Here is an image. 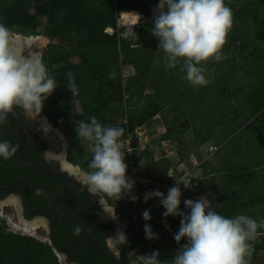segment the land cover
<instances>
[{"label":"rangeland","instance_id":"obj_1","mask_svg":"<svg viewBox=\"0 0 264 264\" xmlns=\"http://www.w3.org/2000/svg\"><path fill=\"white\" fill-rule=\"evenodd\" d=\"M131 3H133L132 0H28L24 2L25 10L32 15H36L38 23L36 31L39 34L34 35H42L44 39L47 37L44 43H33L27 51L32 52L42 60L49 75L54 78L57 87L44 102L42 113L40 115L33 114L32 116L40 120L46 118L53 123L57 129V134H62L63 140H66L68 146L67 161L79 167L85 173L91 171L88 165L92 159V153L87 150V143L79 140L73 132L75 115L83 111L82 98L71 97L60 103L56 101L60 100L63 94L72 93L68 89L69 77L67 74L69 71L76 85V94L93 96L100 87L96 75L103 70V62L106 60L105 53H94L93 47L70 52L69 48L62 47V45L68 43L66 41L68 37L65 33L59 32L60 37L52 38L41 32L50 20L49 14H52V16L57 15V13L60 14L62 7L65 6L68 9L65 17L66 22L79 29L77 34L74 32L76 39L86 37L101 42L103 34L116 33L118 40L121 38L130 43V49L127 50L128 55L119 52L118 55L114 56L112 62L113 66H120L123 94L127 98L132 90L138 89L142 81L148 80V77L143 76L141 70L144 67L143 64L132 62L136 61L137 58V52L134 49L137 46L144 47L146 41L154 38L151 35L152 32L145 29L144 24L146 22L141 21L142 23L138 22V24L132 26L120 23L121 10L118 9V5L129 7ZM225 4L232 10L233 23L240 21L239 19L242 18L246 19L241 24L244 28L243 34L236 35L238 39L237 49L230 51V54L228 50L223 52V55L227 57L222 60L224 64L210 66L211 63H214L212 60L203 63L202 66L207 70L206 78L212 81L210 84L193 87L183 78L185 73L179 72V66L168 69L165 67L164 60L156 67L157 70H162L167 75L166 79L161 78L163 88H165V96L162 98L165 105L160 113L142 125L144 127L143 133H153L152 135H154L153 149H151L153 155L147 153L144 161L147 169L162 171L165 163L170 160L165 153L163 155L162 151L170 154L175 146L178 148H176L177 152L172 154L175 162L178 161V156L180 157L178 154L180 151L186 152L188 150L189 155L186 156V159L188 163L193 164V170L201 165V160L207 153L212 155L211 158L209 155L207 163H210L209 161H212L218 154L222 155L226 162L230 161L233 166L241 164L255 166L264 162V125H260V128H258V123H250L254 117L249 122H245V119L252 115L255 106H259L264 97L261 95L264 90V64L254 61L252 58L255 57L246 58V55L253 50L255 44L258 45V51L264 46V41L257 40L255 32H253L256 22L264 19V0H228ZM46 7L49 9L45 13H41L40 10ZM2 15L3 13L0 11V23H2ZM72 20L74 23L71 22ZM79 23L84 26L75 27ZM234 31L237 30L234 29ZM234 31H231V35H234ZM21 33L26 35V33ZM228 34H230V31ZM244 39L248 41L244 43L245 45L243 44ZM148 49L151 50L150 47ZM51 50L53 51V58L49 60L47 56L51 53ZM27 51L26 55L28 54ZM164 55L165 53L162 56L164 57ZM236 62L242 67L236 66ZM112 76L115 75L112 73ZM237 86L240 89H237ZM153 91L154 86L148 84L145 95L153 93ZM133 99L137 102L144 101V99L139 100L138 93ZM55 106L59 107V114L56 116L58 122H53L49 115V113L58 112L54 109ZM110 112L112 113V110ZM111 113L107 112L106 119L111 116ZM192 118H195V121H192ZM197 129H199V133L204 135L209 133H211L210 136L215 135L213 142H216V140L217 142H223L227 138L229 140L222 145L220 152L213 155L210 143L204 149L202 148L203 150L195 147L196 143L194 141L199 134ZM233 132L235 134L229 138ZM165 133L168 134L170 141L161 139V136ZM144 135H141V138H144ZM140 143L141 149H143L145 140L143 139ZM215 147H212V150ZM189 149H191L190 153ZM158 158L160 160H156ZM258 172L261 175L258 178L260 182L255 181L249 186L250 190L255 193L258 191L256 188L264 185V170ZM198 177L199 188L203 190L206 187L207 180L203 178V174ZM261 182L262 184H260ZM7 196L9 198L15 196L12 197V200L15 201L0 203V231L29 235L39 241L51 243L50 224L43 220V216L37 215L29 218L20 213L18 209L17 199H19V196L14 192L8 193ZM129 202H132L129 198L120 201L114 199L107 201L109 206L116 207L117 219H113V221L116 224L123 225L121 231L124 232L127 240L134 227L137 234L142 233V228L137 225L138 220L141 218L142 207H144L142 198H139L135 203L132 202V204ZM126 206L131 208L128 210ZM123 207H125L124 210L121 209ZM157 210L160 212L165 209L160 204V206H157ZM181 211L184 210L181 209ZM109 215L112 214L109 213ZM181 219L182 217L179 216H171L169 222L164 223L159 228L161 231L158 234V239L140 241L135 248H130L126 240L112 239L109 242L108 237L107 243L118 253L124 264H141L140 255H148L156 250L160 252V255L172 252L171 241L174 239V233L179 231ZM34 220L36 224L40 222V227L32 228L31 225L34 224L32 223ZM151 227L153 231L158 229L155 225H151ZM117 228L116 225V230ZM115 234L113 233L111 237H114ZM55 253L60 264L73 263L69 261L64 253L58 250H55ZM258 258V261L250 264H264V251L258 252Z\"/></svg>","mask_w":264,"mask_h":264},{"label":"clouds","instance_id":"obj_2","mask_svg":"<svg viewBox=\"0 0 264 264\" xmlns=\"http://www.w3.org/2000/svg\"><path fill=\"white\" fill-rule=\"evenodd\" d=\"M152 34L158 40L159 50L165 53L163 60L168 69L177 68L185 73L184 79L193 87L207 86L212 81L206 78L203 63L212 60L220 62L227 57L222 49L227 43L228 33L233 26V13L224 0H159L153 9ZM152 12V13H153ZM21 47L17 35L0 23V125L8 123V116L22 110L25 115H40L44 102L57 88L54 78L49 75L46 65L30 51ZM68 89L73 96L77 89L72 74L68 72ZM78 139L87 142V150L92 153L88 165L91 171L83 174V184L87 191L97 198L100 207L111 219H117L116 207L108 205L109 199L116 201L129 198L137 202L134 194V179L129 176L122 150L121 137L124 129L103 126L96 117L90 123L78 121ZM17 152L11 142L0 141V157L9 160ZM47 156V151L45 152ZM59 160V157H57ZM62 171L78 175L79 169L61 165ZM175 186L167 195L159 190L145 193L144 201L159 198L169 216L182 217L179 231L174 239L180 247L171 258V264H250L254 243L264 236V218L237 215L227 218L211 210L206 197L197 200L185 199L187 212L181 211L182 191L191 188L189 177L175 179ZM37 189V195L40 194ZM143 219H152L151 210L143 212ZM146 238L158 239L150 224H145ZM79 228L75 229L78 234ZM112 239L126 240L124 232H117ZM186 240L187 243H182ZM141 264H168L160 259V252L153 251L140 255Z\"/></svg>","mask_w":264,"mask_h":264},{"label":"trees","instance_id":"obj_3","mask_svg":"<svg viewBox=\"0 0 264 264\" xmlns=\"http://www.w3.org/2000/svg\"><path fill=\"white\" fill-rule=\"evenodd\" d=\"M26 1L28 0H0V11L3 13L1 16V22L12 32H23L26 33V35L39 34L36 31V27L38 26L36 15H32L25 10L24 2ZM227 2L228 0H225V3ZM143 3L146 4V6L144 8L145 15L141 21L146 22L144 24L145 29L151 31L153 27L152 12H150L151 0H144ZM124 8L126 7L118 5L119 10ZM48 9L49 8L46 7L41 9L40 12L45 13ZM127 10H132V7H128ZM67 13L68 9L63 6L60 14L57 13V15L53 16L52 14H49L50 20L41 33L52 38H58L60 37L59 32H63L65 33L66 37H68V40H66L68 43L62 45L63 48H69L70 52H75L93 47L94 53H105L106 60L103 62V70L98 75H96V78L98 77L100 87L95 91L93 96H82L80 94H75L73 96L72 93H66L61 95L60 100L58 99L56 102L60 103L71 97L82 98L83 111L77 113L75 115V119L73 120V132L77 135V137L78 134L76 132V122L83 121L90 123V118L93 116L96 117L98 122L103 126L123 128L124 135L122 138L126 137L128 133H135V129L138 126L145 124L149 119L160 113L165 105V102L162 101V98L165 96V88H163L164 86L162 85L161 78L164 77L166 79L167 75L163 73L162 70L156 69L158 64L163 62L162 55L164 54L163 50L158 49L157 38L154 36L153 39H149L144 43V47L142 48L138 46L135 47L134 51L137 52V58L135 59L136 61L132 62H136V64H143L144 67H142L141 70L143 72V76L145 75L148 77V80L145 79L142 81L138 89L132 90V92L128 94V97L125 98L123 94V81L121 78L120 66H113L112 62L114 56L118 55L119 52H121L123 55H128L127 50L130 49V43L121 38L118 40L116 33L103 34L101 42L95 40L94 38L86 37H79L76 39L74 32L77 34L79 29L72 27L74 25L66 22L67 20H65V17ZM245 19L246 18H242L239 19L240 21L233 23L230 34H228L227 37V43L222 49V53L228 50V53L230 54V51L237 49L238 39L236 35L243 34L244 28L241 26V24L245 22ZM71 22H73V20ZM83 26V24L81 25V23H79V25L75 27L79 28ZM234 29L237 31H234ZM231 31H234V35H231ZM253 32H255V37L257 40L264 41V19L256 22L255 26L253 27ZM245 42L248 41H245L244 39L243 44ZM148 47H150L151 50H149ZM257 48L258 45L255 44L253 50L248 53V55H246V58L250 59V56H252L255 57L252 58L254 61L264 64V46L260 51H258ZM52 52V50L51 53L49 52L50 54H48L47 59L52 60ZM220 62H216V64L214 61V63H211L210 66L224 64L222 63L223 61ZM235 65L242 67V65H239L238 62H236ZM112 73L115 76H112ZM148 84H152L154 86V91L153 93H148L145 95ZM237 89H240V87L237 86ZM105 93L106 95H104ZM136 93H138L139 100L144 99V101H134L133 97L136 95ZM261 95L264 96V90ZM54 109L58 110V112L51 114L49 113V115L53 122H58L56 116L59 114V107L55 106ZM110 110H112V113ZM107 112L111 113V116L108 119L105 117ZM8 118L15 124V118L12 115H9ZM250 120V123H258V128H260V125H264V97L263 100L260 101L259 106H255L252 115L245 119V122H249ZM192 121H195V118H192ZM4 126L5 124L0 125V141L7 140L11 142L12 145L17 146L16 133L13 132L15 128L11 131L9 128H5ZM197 130L199 133V129ZM163 138H168V134H163L161 139ZM208 138V135L199 133L196 137V140L198 142H202L208 140ZM84 142L87 143L86 141ZM186 148L188 149V147ZM187 152L188 150L186 152L180 151L178 153L181 159L186 162V156L189 155ZM147 153L153 155L150 149L147 150L146 154ZM32 157L37 162L47 167H52L45 161L44 158L36 155H33ZM187 164L189 167H193L192 163L187 162ZM170 165L171 163L167 161L162 170L167 171ZM239 167L244 169L245 172L249 173V177L254 176L256 173L254 169H248V167L245 166ZM232 174V179L235 178V180H238L240 178V176L237 174ZM190 179L192 181L191 193L195 194L198 199V196L202 194L203 190H201L199 186L194 185L193 181L196 179L195 175L194 177H190ZM17 180H23L26 182L27 194L24 192L21 185H18L17 188L12 186ZM36 180L41 182L43 185H52L55 183L56 185H53V187H57L59 191L67 190L71 192L74 197V202L70 211H66L63 202L62 205H59L53 204L47 200V197L43 200L39 199V196L36 195L35 187H33L34 181ZM0 186L9 187L7 189H2L0 187V198L7 196L8 193L17 189L23 194L26 207H28V197L29 200H31L32 206L34 208H36L40 203L43 204L44 206L41 208L40 212L49 216L53 223L50 232L51 243L39 241L35 237L29 235L5 233L4 231H0V264H60L55 250L66 254L69 261L76 262L77 264H117L113 258L106 256L102 252L96 250L95 247L88 241L85 234L84 223L88 215L94 210L95 205L93 201L90 200L78 187L62 179H59L58 177L45 174L30 167L26 163L22 162L17 152L9 160H4L2 157H0ZM135 195H137L139 198H142L139 193H135ZM225 199V202L221 201V205L218 203L219 201H214L213 203H210L209 206L211 210L217 212L218 214H221L227 218H234L235 216L231 215L232 213H230V211L231 208L233 209L237 204L229 201L227 196ZM78 201L80 205L77 208L76 203H78ZM129 203L132 204V202ZM143 203L144 207H142L141 218L138 220L137 225L142 228V233L137 234L136 228H132L130 232L131 235L127 240L130 248H135L140 241L149 240L146 238L144 230L145 224L155 225L158 229L154 232L158 235L161 231L159 228H161L164 223L169 222L171 218V216H169L165 219V217L162 215L165 210H161L160 212L157 210V206H160L159 203H154L155 205L148 202L145 203V201ZM126 207L128 210L131 208L128 206ZM124 208L125 207L121 209L124 210ZM146 209L151 210L152 219L150 221H145L143 219L142 214ZM181 209H183L185 212L188 211V209L182 204ZM56 213L58 214L56 215ZM249 217H252L253 219L264 218L262 213L251 215ZM77 228L80 229L78 234L75 232V229ZM115 230L116 226L113 221L109 220L107 222H103L98 217L94 218L90 227L93 239L103 249L109 252L110 250L107 246V238L115 233ZM258 231L264 232V229H258ZM171 243L172 252L166 254L163 253L160 255V259L162 261H167L168 264H171V258L175 255L177 249L180 247L175 239H173ZM182 243H187V241L184 240ZM261 250H264V236L259 237V239L254 243V252L250 263L259 260L258 252ZM120 260L121 263L124 264L122 259Z\"/></svg>","mask_w":264,"mask_h":264},{"label":"crops","instance_id":"obj_4","mask_svg":"<svg viewBox=\"0 0 264 264\" xmlns=\"http://www.w3.org/2000/svg\"><path fill=\"white\" fill-rule=\"evenodd\" d=\"M132 1L133 3H131V6L129 7H132V10L138 11L142 15V17H140L139 20L140 22L145 15L144 8L146 4L143 3L144 0H132ZM158 3L159 2H157V0H151L150 12H153L154 7ZM127 9L128 7L126 6V8L122 10H127ZM209 134H208L209 136L208 140L198 142L195 139L194 143H196L195 147L200 149L202 148L204 149V147L210 143L211 152L214 155V153L216 152L218 153L221 151L222 145L229 139L227 138L223 142H217V140L216 142H213V138L215 137V135L210 136ZM234 134L235 133L233 132L231 136H229V138H231ZM214 146L217 147L216 150H212V147ZM190 150L191 149H189V153ZM209 155L210 158L212 157L210 153L205 154L204 158L203 159L201 158L202 159L201 165L194 170V175L196 176L197 180L199 179L198 176L200 174H203V178H206L207 180L206 187L205 189H203L202 194L203 197H206L208 204L213 203L214 201L215 202L219 201L218 203H220L221 205L222 202L226 201L225 197L227 196L229 201L238 205V206L235 205L233 209L231 208L230 211V213H232L231 215L251 216L262 213L264 217V190H263L264 185H260L259 188H256L258 189L257 193L253 192V190L251 191L249 188V186L253 184L255 181L260 182L258 178H260L259 176L261 175H259L258 171L264 170V162H261L260 164H256L255 166H248L244 164L233 166V164H230V161L226 162L225 161L226 159L222 157V155L218 154L212 161H209L210 163H207L206 161L209 158ZM239 166H245L248 167V169L250 168L254 169L256 173L254 174V176L249 177V173L245 172L244 169H242ZM232 173L237 174L238 176H240V178L238 180H235V178L232 179L233 176ZM260 184H262V182Z\"/></svg>","mask_w":264,"mask_h":264},{"label":"built area","instance_id":"obj_5","mask_svg":"<svg viewBox=\"0 0 264 264\" xmlns=\"http://www.w3.org/2000/svg\"><path fill=\"white\" fill-rule=\"evenodd\" d=\"M154 16V13H152V17ZM144 127L138 126L135 129V133H128L126 137H121V144L122 149L125 151V162L128 165V175L131 176L134 181V193H139L141 197L144 199L145 193L149 191L159 190L161 192H164L165 195H167L168 189L175 186V179L180 180L184 177H194V167H189L187 162L182 160L181 157H179L175 162V159L172 154L176 153V147L171 148L173 149V152L171 151L170 154H166V152L162 151L163 155L165 153L167 158H170L172 161H168L171 163L170 167L167 171H153L150 169H147L144 165L146 152L148 149H153L152 142L154 140L153 133H143ZM145 134V135H144ZM141 135H144V138H141ZM140 139V140H139ZM145 140V145L143 146V149H141V141ZM162 140H169L170 138H165ZM160 140V141H162ZM164 143V142H163ZM165 144V143H164ZM151 147V148H150ZM217 147H215L213 150H216ZM158 156H160L158 154ZM160 160V158L156 159ZM155 162V161H154ZM156 164V163H155ZM193 166V164H192ZM195 186H199L198 180L195 179L193 181ZM191 187V184H190ZM181 191H182V197H181V204L186 207L183 203L185 199H191V200H197V197L195 194L191 193V188H184V186L180 185ZM203 197V194L198 196V198ZM148 203H160L159 198H153L148 201Z\"/></svg>","mask_w":264,"mask_h":264},{"label":"flooded vegetation","instance_id":"obj_6","mask_svg":"<svg viewBox=\"0 0 264 264\" xmlns=\"http://www.w3.org/2000/svg\"><path fill=\"white\" fill-rule=\"evenodd\" d=\"M18 111L23 115V117L27 121L26 125H25V146H26V149H27V152L29 153V155L31 157L33 155L42 157L45 159V161L50 166L53 167V169L61 170V165L64 162L62 160L61 148L60 147L54 148L56 146H54V147L52 146L51 137L49 136V133L47 131V128H46L44 121H42V120H40L37 117L32 116V115L31 116L25 115L22 110H18ZM12 116L15 118V124H14V122L9 120V118H8V123H6L4 127L9 128L11 131L14 130V128H15V130L13 132L16 133V137H17V133H18V129H19V120L14 115H12ZM54 140H55V138L53 137L52 141H54ZM46 151H47V156L45 155ZM17 153H18V150H17ZM18 155H19V153H18ZM57 157H59V160L57 159ZM52 167H50V168H52ZM79 177H80V175H79ZM21 181H23V180H17L15 182L17 184L14 186V188H17L18 185H21L22 189L27 194V184L25 181H23V182H25V185H24V184H22ZM53 185H56V184L53 183L52 185H49V184L43 185L41 182L36 180V181H34L33 187H35L36 195H37V189L41 190L40 194L38 195L39 199L43 200L47 197V200H49L53 204H59V205H62V202H63L65 205L66 211H70L72 204L74 202L73 194L67 190L59 191L57 189V187H55V186L53 187ZM12 192L16 193L19 196L20 202H21L22 208H23L22 213L24 215L28 216L29 218L33 217V216L41 215V216H43V218H45L47 220V222L50 224V228H51L53 223H52L50 217L47 216L46 214H43L40 212L41 208L44 206L43 204L40 203L37 205L36 208H34L32 206L31 200H29V197H28V207H26L23 194L17 189L13 190ZM79 205H80V203L78 201V203H76L77 208L79 207ZM47 208H51V207H47ZM57 214L58 213H56V215ZM98 218L103 222H107L109 220L113 221V219H111L107 215H100V216H98ZM113 223L116 226V223L114 221H113ZM107 246L111 252V249H110V246L108 245V243H107Z\"/></svg>","mask_w":264,"mask_h":264},{"label":"water","instance_id":"obj_7","mask_svg":"<svg viewBox=\"0 0 264 264\" xmlns=\"http://www.w3.org/2000/svg\"><path fill=\"white\" fill-rule=\"evenodd\" d=\"M13 33H16V32H13ZM29 47H27L25 49L27 50ZM14 116L16 118H18V120H19V129H18V133H17V137H16V143H17V150H18V153H19V156H20L22 162L26 163L27 165H29L30 167H32L38 171H41V172L48 174V175H51V176L58 177L59 179H62L64 181L78 187L90 200L93 201V203L95 205L94 210L88 215V217L86 218L85 223H84V229H85L86 237H87L88 241L95 247L96 250L102 252L106 256L113 258L117 262V264H122L121 260L118 256V253L115 250H113L110 247L111 252L106 251L93 239V237L91 235L90 227H91V223L94 220V218L98 217L100 215H106L103 212V209L100 207L97 198L92 196L87 191L86 187L83 184V180L80 179L77 175H70L67 171L56 170V169L47 167V166L37 162L35 159H33L29 155V153L27 152V149L25 146V125H26L27 121L18 110L15 112ZM21 182H22V184L25 185V182H23V181H21ZM16 184L17 183H15L12 186H15ZM0 187L2 189L9 188V187H3V186H0ZM11 197H15V196H10V198ZM16 197H18V196H16ZM7 199H9V196L5 197L4 199H0V201L7 200ZM17 204H18V209H19L20 213H22L23 208H22V204L20 202V198L17 199ZM107 215H109V213ZM43 220H45L47 222V220L45 218H43ZM33 222H35V220ZM116 225L118 228H117L115 233L117 234L118 230L121 231L123 225H121L119 223ZM116 234L114 235V237L116 236ZM72 264H77V263L73 262Z\"/></svg>","mask_w":264,"mask_h":264},{"label":"bare ground","instance_id":"obj_8","mask_svg":"<svg viewBox=\"0 0 264 264\" xmlns=\"http://www.w3.org/2000/svg\"><path fill=\"white\" fill-rule=\"evenodd\" d=\"M140 17H142V15L138 12V11H135V10H122L120 11V17H119V21L121 24H124V25H134L136 23L139 22L140 20ZM110 29V28H109ZM17 35V40L20 44L21 47L23 48H27L29 47L30 45H33V43H44L45 38L42 36V35H24L22 33H15ZM46 125V128H47V131L49 133V136L51 137V143H52V146H56L54 148H57V147H60L61 148V153H62V161L63 164H67L69 167H74V168H77L79 169V175L80 177L82 178L83 180V174L85 172H83L79 167L77 166H74L72 163H70L69 161H67L66 159V156H67V144H66V140L64 141L63 138H62V134L61 135H58L57 134V129L56 127H54L53 123H51V121L49 119H42ZM59 133V132H58ZM53 137L55 138L54 141H52ZM61 138V140H60ZM79 175H77L79 177ZM79 177V178H80ZM80 178V179H81ZM13 202L15 200H12V197L7 199V200H3V201H0V203H6V202ZM18 205V204H17ZM34 224H32V228H38L40 227V222H37L38 224H36L35 222H32Z\"/></svg>","mask_w":264,"mask_h":264}]
</instances>
